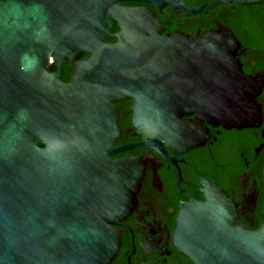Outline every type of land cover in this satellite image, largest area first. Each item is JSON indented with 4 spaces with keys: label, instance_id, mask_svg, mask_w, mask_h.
Listing matches in <instances>:
<instances>
[{
    "label": "water",
    "instance_id": "obj_1",
    "mask_svg": "<svg viewBox=\"0 0 264 264\" xmlns=\"http://www.w3.org/2000/svg\"><path fill=\"white\" fill-rule=\"evenodd\" d=\"M128 1L151 0H0V264H109L120 247L111 220L130 211L143 177L140 157L114 154L199 146L203 121L262 122L263 88L234 35L162 34L149 9ZM263 2L214 0L193 12ZM126 99L146 143L116 146ZM204 185L207 199L178 214L179 249L195 264H264V223L235 226L230 197Z\"/></svg>",
    "mask_w": 264,
    "mask_h": 264
},
{
    "label": "flooded vegetation",
    "instance_id": "obj_2",
    "mask_svg": "<svg viewBox=\"0 0 264 264\" xmlns=\"http://www.w3.org/2000/svg\"><path fill=\"white\" fill-rule=\"evenodd\" d=\"M212 1H128L122 5L149 9L162 34L195 36L216 31L234 35L240 42L237 57L244 71L256 76L263 88L257 97L262 122L227 128L203 121L205 140L199 146L186 150L180 147L178 151L174 147L145 144L114 154L116 158L129 154L140 157L143 177L130 211L111 220L120 247L109 264H195L177 246L175 228L182 204L207 199L205 181L216 183L233 201L235 226L256 230L264 223V2L235 6L221 3L207 11L193 12ZM119 30V23L113 21L107 40L115 42ZM73 67L71 62L66 66L63 80L66 71L70 75L64 81L70 80ZM132 104V99L117 102L121 136L116 146L148 142L135 133L131 124ZM184 119L197 120L195 115H185Z\"/></svg>",
    "mask_w": 264,
    "mask_h": 264
},
{
    "label": "trees",
    "instance_id": "obj_3",
    "mask_svg": "<svg viewBox=\"0 0 264 264\" xmlns=\"http://www.w3.org/2000/svg\"><path fill=\"white\" fill-rule=\"evenodd\" d=\"M55 69H56L55 65L50 67V71H54ZM67 70H70V69L68 68ZM69 75H70V72L66 71L65 76H64V80H67L69 78ZM41 146H43V145L41 144Z\"/></svg>",
    "mask_w": 264,
    "mask_h": 264
}]
</instances>
